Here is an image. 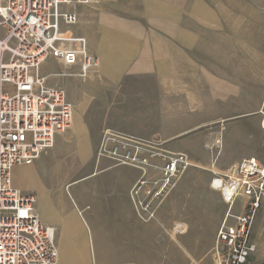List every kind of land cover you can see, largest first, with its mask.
<instances>
[{
  "label": "crops",
  "instance_id": "crops-1",
  "mask_svg": "<svg viewBox=\"0 0 264 264\" xmlns=\"http://www.w3.org/2000/svg\"><path fill=\"white\" fill-rule=\"evenodd\" d=\"M61 9L76 16L75 24L62 25V30L85 39L97 69L82 77L78 59L59 75L62 67L48 58L57 71L43 70L47 59L41 73L58 79L47 80V86L62 89L71 105L90 95L95 116L84 117L83 134L71 128L33 165L14 167L11 186L34 194L41 222L55 228L58 264H77L80 250L81 264H152L149 259L158 255L155 244L164 241L162 233L154 232L160 222L155 217L142 223L132 208L129 192L139 173L96 158L101 111L116 94L129 97L134 112L125 121L111 120L108 129L162 141L190 162L231 165L259 159L264 144L258 116L264 109V0H90ZM95 75L108 95L95 86ZM223 120L224 129L249 124L254 133L240 145L225 139L224 147L222 134L218 151L219 135L205 130H218ZM81 139L89 151H81ZM197 148L211 152L204 157ZM123 169L134 176L119 179ZM75 215L83 229L69 231L66 220ZM185 247L194 259L189 244Z\"/></svg>",
  "mask_w": 264,
  "mask_h": 264
},
{
  "label": "built area",
  "instance_id": "built-area-1",
  "mask_svg": "<svg viewBox=\"0 0 264 264\" xmlns=\"http://www.w3.org/2000/svg\"><path fill=\"white\" fill-rule=\"evenodd\" d=\"M89 2L0 0V264H57L55 228L41 222L34 194L12 188L10 174L16 166L33 165L53 148L57 136L72 128V105L62 89L46 85L41 67L52 58L62 67L59 75L78 59L82 77L97 69L85 39L65 37L61 28L76 22L75 14L62 7ZM258 116L264 132L263 108ZM100 133L96 158L139 173L129 199L139 221H152L191 168L187 155L167 150L156 139L111 129ZM214 188L227 211L208 254L211 264H264L252 261V225L264 199V161L249 157L232 163ZM239 200L241 213L235 215Z\"/></svg>",
  "mask_w": 264,
  "mask_h": 264
},
{
  "label": "rangeland",
  "instance_id": "rangeland-1",
  "mask_svg": "<svg viewBox=\"0 0 264 264\" xmlns=\"http://www.w3.org/2000/svg\"><path fill=\"white\" fill-rule=\"evenodd\" d=\"M71 35L67 31L65 37H70ZM43 70L46 73H53L57 71V68L48 59ZM47 80H50V83L58 82L56 77L51 76L46 79V85ZM99 81L95 83V86L104 90L103 93L108 95L107 88L103 85L100 78ZM92 100L94 101L90 95L84 94L82 102L72 105L74 109L73 115L76 113L81 115L82 125H84L85 116V120L95 116L92 113V110H94ZM104 100L107 101V98ZM133 103L135 102L132 99L123 94L113 96L101 111L100 118L98 119L99 128L104 131L110 128L111 120L118 121L119 123L128 119L134 112L132 107ZM72 129H75L73 119ZM251 131L254 133V129L249 124L236 129H224L221 126L218 130H205V132L212 133V135L213 133H216L217 136L219 135L215 142L217 150L219 149V151L222 149L220 135L223 134V147L225 139L235 145H240L249 139L246 136ZM259 141L260 143L264 142V132L261 130H259ZM261 147L262 149L258 158L264 161V144ZM195 152L204 156V153H210L211 151L197 148ZM211 162H191V168L187 169L156 212L155 217L158 218L160 223L156 225L154 232L162 233L164 241L155 244L158 255L152 256L149 259L152 264H211L208 252L214 244L217 228L227 211L226 205L222 202L214 186L220 184L221 176L230 164L216 161L214 167V164L211 165ZM69 164L77 168L74 162H70ZM133 176L134 173L130 170L123 169L118 171V178L121 180H128ZM152 176L154 177L155 174H152ZM241 205L240 200L235 203L233 214L237 215L241 212ZM178 235L182 236L181 238L186 243L185 245L180 244ZM92 236L95 240V235L93 234ZM189 236L190 240L188 238ZM170 237L175 243L179 244L181 250L174 246ZM252 240L257 245L256 253L252 257V261L256 263L264 262V246H258L259 241L264 242V199L262 200L261 209L257 212L253 224ZM188 244L194 259L185 247Z\"/></svg>",
  "mask_w": 264,
  "mask_h": 264
},
{
  "label": "bare ground",
  "instance_id": "bare-ground-1",
  "mask_svg": "<svg viewBox=\"0 0 264 264\" xmlns=\"http://www.w3.org/2000/svg\"><path fill=\"white\" fill-rule=\"evenodd\" d=\"M67 33V32H66ZM66 35V34H64ZM71 37V36H70ZM72 110H73V113H74V109H73V106H72ZM82 111V110H81ZM73 119V125H74V128L77 129L81 134H83L85 132V128H84V125L81 124V115L79 113H76L73 115L72 117ZM224 120L222 122V128L224 127ZM106 131V130H104ZM81 151H89V146L86 142L85 139H81ZM83 143V144H82ZM219 151V149H218ZM212 164H214V161L212 162ZM192 166V165H191ZM10 177H11V174H10ZM182 178V177H181ZM180 178V179H181ZM11 179V178H10ZM69 187V185H66L65 186V189ZM256 218V217H255ZM255 218H254V221H253V224L255 222ZM66 228L69 230V231H75L77 228H82L83 229V224L80 220V218L78 216H74L73 219L71 218L70 220H66ZM253 227V225H252ZM75 242V241H74ZM76 243H77V240H76ZM75 244V243H74ZM255 244V242H254ZM255 246H257L255 244ZM75 247H76V244H75ZM77 257L74 258V261L77 263V264H81V259H80V256L82 255V251H77ZM91 253V252H90ZM58 255V254H57ZM255 255V254H254ZM57 264H58V259H57Z\"/></svg>",
  "mask_w": 264,
  "mask_h": 264
}]
</instances>
